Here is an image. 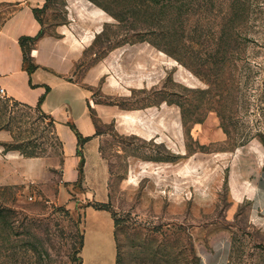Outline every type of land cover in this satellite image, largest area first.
Wrapping results in <instances>:
<instances>
[{
    "label": "rangeland",
    "instance_id": "1",
    "mask_svg": "<svg viewBox=\"0 0 264 264\" xmlns=\"http://www.w3.org/2000/svg\"><path fill=\"white\" fill-rule=\"evenodd\" d=\"M46 1L43 31L85 40L78 72L91 71L100 103L177 116L175 143L150 139L155 128L139 136L105 124L119 264H201L196 244L220 230L230 233L229 264H264L251 209L264 171V0ZM14 9L0 4V26ZM174 144L193 152L188 169L167 150ZM0 149L46 160L29 189L0 186V264H79L87 202L72 210L50 198L62 159L54 122L0 92ZM133 154L177 165L127 183ZM98 222L88 217L83 264H115L114 246L93 234Z\"/></svg>",
    "mask_w": 264,
    "mask_h": 264
},
{
    "label": "crops",
    "instance_id": "2",
    "mask_svg": "<svg viewBox=\"0 0 264 264\" xmlns=\"http://www.w3.org/2000/svg\"><path fill=\"white\" fill-rule=\"evenodd\" d=\"M46 2L0 0V4L15 7L0 26V88L4 89L2 95L23 106L38 107L54 122L55 134L62 145V159L59 179L54 181L56 190L50 198L59 204H66L72 210L75 209L72 204L74 199L87 203H107L112 198V172L103 150L105 124L113 121L114 124L126 126L130 129L128 131L139 136V132L145 135L148 130L155 128L156 134L150 139L165 137L168 143H175L177 116L158 114L155 117L154 114L141 112L140 109L123 113L100 103L93 95V82L89 79L91 71L86 77L78 72L87 44L80 37H75V42L65 30H59L57 34L44 32L31 44L27 55L35 68L30 72V64L25 59V50L20 40L22 37H35L40 33L42 23L36 17L34 9L42 8ZM67 29L72 34L71 30ZM76 131L83 137H90L82 150L84 167L81 185L78 184L81 157L78 155L79 140ZM204 143L206 142H201ZM166 147L172 156L179 153L184 168L188 169L193 152H190L187 146H180L178 151L175 149L176 144ZM44 159L41 156H7L0 149V186L22 185L29 189L31 184L42 180L46 168ZM176 165L177 161L145 158L139 154L129 155L124 181H134L138 178L140 170L142 173H156L160 170L169 172ZM144 179H147L146 184L152 185L151 178ZM251 209L252 222L264 228V171L255 181ZM88 217L99 221L93 234L97 233V237L107 239L108 243L114 246L117 264L115 219L111 212L92 206H85L83 209L84 244L80 253L82 259L86 248ZM229 235L228 230L205 235L206 237L196 244L200 263L229 264Z\"/></svg>",
    "mask_w": 264,
    "mask_h": 264
},
{
    "label": "trees",
    "instance_id": "3",
    "mask_svg": "<svg viewBox=\"0 0 264 264\" xmlns=\"http://www.w3.org/2000/svg\"><path fill=\"white\" fill-rule=\"evenodd\" d=\"M46 4L42 7V8H39V9H34V12L36 14V17L38 18V20L40 21V23H42L41 19H40V12H42V10L45 8ZM44 31L43 29H41L40 33L35 36V37H22L20 42H21V45L22 47H24V50H25V59L26 61L29 62V71L30 72H33V69L35 68L34 64L31 62V59L30 57L27 55V52L29 51L30 47H31V44L34 43V41H36L39 37H41L43 35ZM39 106V105H38ZM74 130L75 127H73ZM77 133V136H78V155L81 157V161H80V166H79V172H80V180L78 181V184L81 185L82 183V176H83V167H84V154H83V146L84 144L90 140V137H83L80 133H78V131H76ZM27 157H34V156H27ZM88 206H92L94 207L95 209H99V210H107L109 212L112 213V216L114 217L115 219V213L112 212V209H111V205L109 202L107 203H104V202H88L86 204V207ZM64 209V208H63ZM115 223L116 225L118 224L117 220L115 219ZM81 241H80V249H79V253H81L82 251V248H83V244H84V236H83V231H82V235H81V238H79ZM119 252H118V255H117V264H119ZM83 263V259L82 257L80 256V263L79 264H82Z\"/></svg>",
    "mask_w": 264,
    "mask_h": 264
},
{
    "label": "built area",
    "instance_id": "4",
    "mask_svg": "<svg viewBox=\"0 0 264 264\" xmlns=\"http://www.w3.org/2000/svg\"><path fill=\"white\" fill-rule=\"evenodd\" d=\"M0 92L3 94L4 93V89L3 88H0Z\"/></svg>",
    "mask_w": 264,
    "mask_h": 264
}]
</instances>
